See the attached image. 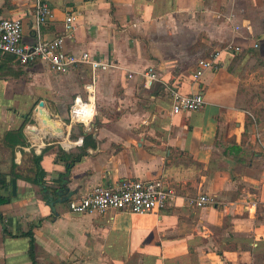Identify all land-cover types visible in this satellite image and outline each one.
Listing matches in <instances>:
<instances>
[{"label":"crops","instance_id":"0c3cea01","mask_svg":"<svg viewBox=\"0 0 264 264\" xmlns=\"http://www.w3.org/2000/svg\"><path fill=\"white\" fill-rule=\"evenodd\" d=\"M41 1L52 10L41 28L43 40L61 36L72 13L75 28L64 50L88 52L117 68L67 73L88 70L85 85L95 76L88 121L95 105L102 118L71 139L72 126L59 125L62 137L25 128L37 122L31 111L40 102L58 124L53 117L61 114L57 92L63 82H47L53 72L45 64L22 66L13 56H0V172L12 167L21 175L31 165V151H44L47 187L58 189L57 196L44 192L47 204L28 182L15 179L16 195L0 205V264H31L29 239L3 232L17 235L30 225L36 264H264V26L256 23L264 20V0ZM35 2L0 0V20L20 19L29 46L36 40ZM230 14L232 21L226 20ZM229 42L240 51H222L218 65L195 82L198 61ZM147 68L158 77L149 87L139 75ZM171 88L199 92L204 106L170 116ZM59 150L72 158L83 154L61 185L56 181L69 159ZM158 178L168 193L160 211H69V201L96 185ZM201 194L217 204L188 207L187 199Z\"/></svg>","mask_w":264,"mask_h":264},{"label":"built area","instance_id":"2783aa9c","mask_svg":"<svg viewBox=\"0 0 264 264\" xmlns=\"http://www.w3.org/2000/svg\"><path fill=\"white\" fill-rule=\"evenodd\" d=\"M32 11V31L35 35L33 45L23 43V23L20 19L0 20V56L10 55L22 66L40 62L55 74H67L77 68L87 67L93 75L105 73L117 68V64L94 57L88 52L73 54L64 50V40L70 37L74 31V16L72 13L66 15L64 20L63 34L54 39L43 40L41 28L52 19V10L47 3L36 0ZM234 15L230 14L226 20L232 21ZM235 30L239 27L235 26ZM257 45L255 44V48ZM222 51L237 53L240 51L238 45L233 42L225 44L222 48L215 50L208 57L197 63V69L193 74L195 82L201 77L205 70H211L218 65ZM146 87L151 86L158 80L157 73L152 68L144 69L139 73ZM95 76L91 83L85 85L88 101L94 94ZM170 116L181 112H192L202 109L205 104L202 94L199 92L183 95L176 89L169 90ZM81 100L76 99L70 107L69 116L71 121L77 122ZM85 124V123H84ZM87 124V123H86ZM165 183L161 178L152 180L124 179L111 185H96L85 195L68 202L69 211L73 214H96L102 215L108 211H125L136 214H148L165 208L168 193L164 189ZM188 207L193 209L214 206L217 204L214 197L201 194L187 199Z\"/></svg>","mask_w":264,"mask_h":264},{"label":"rangeland","instance_id":"374dc122","mask_svg":"<svg viewBox=\"0 0 264 264\" xmlns=\"http://www.w3.org/2000/svg\"><path fill=\"white\" fill-rule=\"evenodd\" d=\"M256 23H257V26L263 28L264 20L262 22L257 21ZM89 75H90L89 71L85 70V69H80V70L75 71L74 73H70V74H66V75H58V74H53V73H48L46 75L47 82H51V83H53V85L63 82V86L61 87V84H60V88H58L59 92H57L58 93L57 97L59 100L58 104L60 105L61 114L59 117L56 116L53 118L58 123V126L60 125L62 127H65V126H72V125H77V126L81 125V129L76 127V129L74 130L75 134H82V132L85 130V128H87V127L91 128V126H93V125L99 126L101 123V119H102V118H99V119L96 118V115L98 117H100L99 116V110L101 108L98 105L97 106L95 105V107L93 108L94 117L87 124H84V123L79 122V121H77V122L73 121L72 122L70 119V116H69V110H70V107L74 104L75 96L81 97V101L83 104H89L90 103L88 101L87 93L84 90V85L89 80ZM60 90H62V91H60ZM52 103L53 102L47 103V105L49 106L48 107L49 110L53 109V106H50V104H52ZM53 104H55V102ZM35 108H36V105H34V107L32 108V111H31L32 113L34 112ZM40 127H41V129L43 128L42 124L37 119V122L33 123V125L29 121V124L25 128H31V129H34L36 131L37 130L36 128H40ZM79 131H82V132H79ZM48 133H50V132H48ZM49 141H50V139H48L47 141H44V143L46 144ZM25 170H26V168H24V172H25Z\"/></svg>","mask_w":264,"mask_h":264},{"label":"trees","instance_id":"16d2710c","mask_svg":"<svg viewBox=\"0 0 264 264\" xmlns=\"http://www.w3.org/2000/svg\"><path fill=\"white\" fill-rule=\"evenodd\" d=\"M253 56H257L256 54H254ZM264 58H262L260 61H263ZM76 127H78L79 129H81V125L77 126V125H72V134H71V139H74V130L76 129ZM20 132V131H18ZM82 132V131H79ZM44 151H42L39 155L35 154L34 151H31L32 153V159H31V165H29L25 172L22 173L21 175H16L13 173V169L11 167V170L9 173H2L0 172V192L3 191L4 193H0V205L2 204H7L12 200V195L11 193H9L8 188H9V182H8V177L14 178V179H23L24 181L28 182L34 192H35V196L42 200L43 202L49 204L50 200L45 196L44 192L46 191H50L52 193V195L57 196L58 194V189L55 188H49L47 187V182L45 180V171L43 170V168L40 165V161L42 159V154ZM60 155L63 157L65 156L67 159H69V161L66 163L65 169L66 172L65 174H62L59 176V178L57 179V183H59L60 185L62 184V179L65 175L68 174L70 168L72 167V165L75 162H78L81 157L83 156V154H79L77 157L72 158V156L70 155H66V153L62 150H59ZM60 156V157H61ZM59 159V157H58ZM0 219L1 218V214H0ZM33 225H30V229L32 228ZM30 229L27 232H22L19 233L17 235H12L10 234L7 230L3 229V232L5 235L11 236V237H26L29 239V249H28V257L31 261V264H36V260H35V256H34V238L30 233Z\"/></svg>","mask_w":264,"mask_h":264},{"label":"water","instance_id":"95a60500","mask_svg":"<svg viewBox=\"0 0 264 264\" xmlns=\"http://www.w3.org/2000/svg\"><path fill=\"white\" fill-rule=\"evenodd\" d=\"M35 112L38 114V121L42 124L43 128V133L45 132H50L52 134L58 135L60 137L63 136V131L60 127L56 126L55 122L53 119L45 112L43 109V103L40 102L37 107L35 108ZM34 132H39L35 131L34 129H31ZM11 195L14 197L16 195V180L12 179L11 180Z\"/></svg>","mask_w":264,"mask_h":264},{"label":"bare ground","instance_id":"6f19581e","mask_svg":"<svg viewBox=\"0 0 264 264\" xmlns=\"http://www.w3.org/2000/svg\"><path fill=\"white\" fill-rule=\"evenodd\" d=\"M79 104V111L77 112V121L79 122H82V123H85V122H89V118H90V110L88 108V105L87 104H80V102H78ZM58 124H56L57 126ZM60 127V126H59Z\"/></svg>","mask_w":264,"mask_h":264}]
</instances>
